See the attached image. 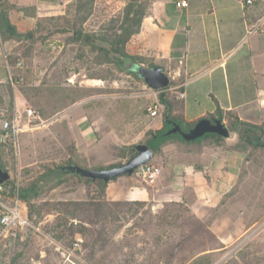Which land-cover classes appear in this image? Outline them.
Here are the masks:
<instances>
[{"label":"rangeland","instance_id":"1","mask_svg":"<svg viewBox=\"0 0 264 264\" xmlns=\"http://www.w3.org/2000/svg\"><path fill=\"white\" fill-rule=\"evenodd\" d=\"M124 4V0H96L85 29L97 30L117 16ZM50 34L46 40H18L5 50L6 60L23 63L22 68L15 66L11 71L23 79L17 86L16 107L22 132L16 145H12V154L3 151L9 179L21 186L39 177L43 169L64 164L68 159L86 168L94 166L80 158L72 141V128L79 117L92 120L96 133L99 128L103 130L112 154L105 166L125 163V147L132 141L136 145L146 140V136L140 140H134V136L140 125L152 120L147 107L157 101V91L125 72L110 68V76L106 71L109 69L102 71L91 65L92 58L82 56L80 47L70 43L67 34ZM98 74L104 77L98 78ZM24 107H31L38 114L28 119L23 114ZM2 109L9 114L13 110L9 83L0 85ZM177 145L184 154L195 150L193 144ZM238 146L246 154L240 179L226 197V204L211 211L209 217L206 213L194 216L182 209L176 218H164L162 203L134 206L122 202L109 214L103 213L109 218H101L94 212L106 200L90 202L97 196L96 189L74 174L63 175L66 182L55 188L49 180L40 182L37 194L30 200L33 207L27 219L33 228L23 230L17 241L1 242L0 264H58L52 243L70 245L74 231L81 233L85 264H189L203 254H207L211 264H264V150L240 143ZM102 155L108 158L106 152ZM125 195L110 188L107 197L118 199ZM60 201L90 202L96 210L83 213L79 209L82 226L70 230L67 226L62 233H55L53 207ZM240 215L251 229L235 242L222 244L208 229L212 220L230 216L237 221Z\"/></svg>","mask_w":264,"mask_h":264},{"label":"crops","instance_id":"2","mask_svg":"<svg viewBox=\"0 0 264 264\" xmlns=\"http://www.w3.org/2000/svg\"><path fill=\"white\" fill-rule=\"evenodd\" d=\"M72 1L9 0L17 9L11 10L8 18L16 31L27 38L38 19L64 15ZM180 2L186 6H177ZM15 42L19 41L3 40L0 36V85L9 83L15 68L5 54L6 47ZM126 50L163 68L173 83L167 92L180 103L174 113L187 123L208 117L216 107L233 113L240 121L264 123V0H253L251 6L239 0H152L139 32L132 36ZM17 86L12 88L16 107ZM180 93L184 94L182 99ZM161 127L162 118H153L137 128L134 140ZM72 132L80 158L94 166L109 165L110 144L101 128L96 133L92 120L84 116L75 119ZM178 147L167 143L151 160L161 170L153 185L140 182L133 175L121 176L107 183L103 198L110 202L180 203L194 216L206 213L209 217L211 211L226 204V197L236 187L246 154L238 148L234 132L224 138L222 146L200 143L193 145L195 150L188 154ZM110 188L126 195L109 199ZM244 223L242 215L237 221L224 216L212 220L208 229L226 244L250 231L251 226Z\"/></svg>","mask_w":264,"mask_h":264},{"label":"trees","instance_id":"3","mask_svg":"<svg viewBox=\"0 0 264 264\" xmlns=\"http://www.w3.org/2000/svg\"><path fill=\"white\" fill-rule=\"evenodd\" d=\"M96 0H73L65 9V13L58 17H45L36 21L35 28L28 33L32 35V38H25L22 34H19L15 27L10 23L8 14L11 10L17 9V7L10 3L9 0H0V36L3 40H21L35 41L46 40L50 33L57 32L60 34H67L69 36L70 43L76 44L83 52L82 56H88L92 58L91 65L101 68L102 71L106 70L107 73L112 76L111 69L118 72H125L127 75L132 76L136 81L142 82L138 79L134 72L129 70L130 65L140 64L147 67L159 66L149 59L142 56H132L127 53L126 46L133 35L137 34L140 30L142 21L147 15L148 8L152 0H125V4L122 11L115 17L109 19L106 23L98 27L97 30H87L84 25L90 19L93 14L94 4ZM40 36L37 37V35ZM11 64H15V61L11 60ZM111 68V69H110ZM98 78H103L102 74H98ZM173 83H169V87H172ZM167 88V89H168ZM167 89L158 90L157 102L162 106V127L159 130H148L145 133L146 140L144 143L155 153L159 154L162 147L167 143H177L185 145H197L202 142L212 143L216 146H222L224 138L216 134H206L203 137L193 141L185 142L178 134H170L167 132L173 127L174 124L178 125L183 132H187L191 129L195 123H187L183 117L174 113L175 108H180V103L176 101L175 97L167 92ZM207 119H218L222 122H226L229 127V131L236 133L239 143L242 146H248L252 149L259 148L264 150V123L261 125H253L243 121L231 112H223L219 107L213 114L206 117ZM135 145L125 147L126 158L129 159L135 154ZM12 145L0 144V169L8 173V166L5 160L4 152L12 154ZM81 166L77 162H73L68 159L64 164L55 166L53 168L43 169V173L34 180L29 181L24 186L17 184L14 180L9 179L4 183L5 189L9 196H13L16 192L18 194L21 211L23 216L28 219L29 213L33 205H30V200L35 196L39 190L38 186L40 182H46L49 180L53 183V188L60 186L66 182V178L63 175H67V166ZM121 165V163L111 166H93L88 169H103L108 167H114ZM79 180L84 181L86 185L94 187L96 189L97 198H93L90 202H99V199H103L107 183L99 180L91 181L90 179L80 178L74 175ZM101 199V200H102ZM83 202L72 201H60L57 202L53 209L55 212L53 224V232L62 233L63 230L69 227L77 228L81 227L83 221L78 214L81 209L83 213L96 210L94 214L99 215L101 218H109L107 214L111 212V209H116L122 202H110L102 201L98 208H91V204ZM134 206H144L146 202H127ZM164 207L163 217L176 218V214L184 209L189 211L183 204L180 203H162ZM109 211V212H108ZM108 212L107 214H103ZM190 213V211H189ZM78 220L77 223L72 222ZM75 240H81V233L74 231ZM20 237V236H19ZM17 237L14 239L18 240ZM9 241V240H6ZM3 241V242H6ZM2 245V243H0ZM189 264H211L207 254L200 255L196 259H193Z\"/></svg>","mask_w":264,"mask_h":264},{"label":"built area","instance_id":"4","mask_svg":"<svg viewBox=\"0 0 264 264\" xmlns=\"http://www.w3.org/2000/svg\"><path fill=\"white\" fill-rule=\"evenodd\" d=\"M246 6L253 5V0H239ZM179 7H185L184 2L177 3ZM22 61H18L16 68H22ZM9 84L11 88L22 83L20 76L9 75ZM182 99L183 93L179 94ZM16 106L13 104V110L9 114L7 109L0 110V144L16 145L18 135L22 132L19 126V114ZM147 113L150 118H162V106L155 101L147 107ZM23 114L26 118H35L38 114L31 107H24ZM161 170L151 161L145 165L139 166L133 173V176L140 179L142 182L153 185L160 176ZM22 207L18 194L15 192L13 196H9L5 189L4 183H0V243L9 239H16L21 235L23 230L32 227L29 221L23 216ZM33 228V227H32ZM38 230V229H36ZM53 250L59 258L58 264H85L83 260V249L81 240H75L68 246H63L58 243H52Z\"/></svg>","mask_w":264,"mask_h":264},{"label":"water","instance_id":"5","mask_svg":"<svg viewBox=\"0 0 264 264\" xmlns=\"http://www.w3.org/2000/svg\"><path fill=\"white\" fill-rule=\"evenodd\" d=\"M129 70L134 72L136 77L150 90H163L169 86L170 78L161 66L147 67L132 63ZM229 133L228 128L221 120L207 118L199 119L187 132H183L176 124L167 132L168 135L178 134L185 142H193L206 134H216L228 138ZM134 149L135 154L121 165L103 169H88L70 165L66 167V173L75 174L80 178L90 179L91 181L99 180L104 183H109L121 176H131L139 166L147 164L155 156V153L145 143L136 144ZM9 178V174L0 169V183H5Z\"/></svg>","mask_w":264,"mask_h":264}]
</instances>
